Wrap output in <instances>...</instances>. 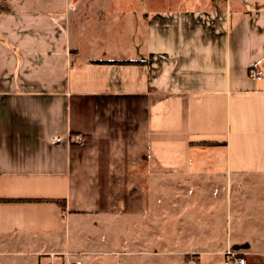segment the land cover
I'll return each mask as SVG.
<instances>
[{"label":"crops","instance_id":"1","mask_svg":"<svg viewBox=\"0 0 264 264\" xmlns=\"http://www.w3.org/2000/svg\"><path fill=\"white\" fill-rule=\"evenodd\" d=\"M0 6V247L119 252L113 236H155L168 210L178 256L205 234L251 254L231 237L264 219V0Z\"/></svg>","mask_w":264,"mask_h":264},{"label":"rangeland","instance_id":"2","mask_svg":"<svg viewBox=\"0 0 264 264\" xmlns=\"http://www.w3.org/2000/svg\"><path fill=\"white\" fill-rule=\"evenodd\" d=\"M167 197L168 194L161 195L164 202L167 201ZM157 212L160 214V209H157ZM163 215L162 219L158 221L155 236L140 237L134 235L130 232L132 227L128 230L124 229L125 232L121 236H113L112 239L120 240L111 243L110 248H119V252L99 251L94 254L78 247L69 250L70 253H55L54 251L59 248L57 239L48 236L13 238L7 242L8 245L0 247V264H224V253L229 248L235 247L233 245L225 247V241L230 239V234L224 236L219 234L207 236L205 234L202 236L205 245L203 249L183 253L180 257L177 254L178 251L186 249L189 243L186 238L168 236H176L174 232L177 230L168 229V210L164 211ZM237 222L241 230L231 237L232 243L238 244L244 240L248 241L252 244L251 254L246 256L248 264H264V219L253 218ZM245 223L246 225L243 226ZM138 238H147L146 242L149 241V244L140 246ZM151 240L153 242L150 243ZM88 247L92 250L101 248V245H88ZM145 248L151 253L140 254L132 250ZM168 250L171 252L168 253ZM84 257L86 259L83 261L82 258Z\"/></svg>","mask_w":264,"mask_h":264},{"label":"built area","instance_id":"3","mask_svg":"<svg viewBox=\"0 0 264 264\" xmlns=\"http://www.w3.org/2000/svg\"><path fill=\"white\" fill-rule=\"evenodd\" d=\"M252 78L262 79L263 72L258 69H252L250 72ZM52 143H67L69 145H82V138H71V137H60L59 135H54L52 137ZM225 261L224 264H247V259L240 249L229 248L224 253Z\"/></svg>","mask_w":264,"mask_h":264},{"label":"trees","instance_id":"4","mask_svg":"<svg viewBox=\"0 0 264 264\" xmlns=\"http://www.w3.org/2000/svg\"><path fill=\"white\" fill-rule=\"evenodd\" d=\"M5 11H8V8H7V7H1V6H0V14H1L2 12H5ZM204 144H205V145H215V144H217V143H204ZM57 203H59V204H61L62 206H64L62 202H57Z\"/></svg>","mask_w":264,"mask_h":264}]
</instances>
